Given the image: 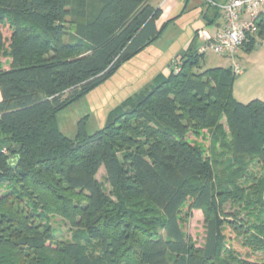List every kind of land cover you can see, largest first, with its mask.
<instances>
[{"label": "trees", "instance_id": "1", "mask_svg": "<svg viewBox=\"0 0 264 264\" xmlns=\"http://www.w3.org/2000/svg\"><path fill=\"white\" fill-rule=\"evenodd\" d=\"M150 2L0 0V187L14 186L0 196V264H264L228 246L232 233L264 251V183L256 200L241 185L247 158L264 165V102L234 96L240 50L222 56L230 66L200 71L207 53L191 46L102 130L79 125L69 138L59 128L61 110L158 38L162 12ZM259 38L261 17L241 48ZM240 203L252 225L227 213ZM49 216L76 231L72 241L56 240Z\"/></svg>", "mask_w": 264, "mask_h": 264}, {"label": "rangeland", "instance_id": "2", "mask_svg": "<svg viewBox=\"0 0 264 264\" xmlns=\"http://www.w3.org/2000/svg\"><path fill=\"white\" fill-rule=\"evenodd\" d=\"M184 6L185 4L173 14V17L165 26H161V31L155 41L136 56L124 62L103 83L58 113L57 122L60 130L65 135L74 138L79 125L85 127L88 135H93L102 130L112 114L124 109L125 102L152 85L159 75L167 76L169 66L176 59H180L184 52L191 48V45L194 51L200 49L194 45L200 44L199 39L195 38L197 30L205 25L204 10L206 7L203 0H192L186 10H184ZM228 64H231L230 59L209 51L204 57L200 58L199 70L206 71L224 67ZM221 124L225 132L228 133L224 119ZM205 135L206 139L201 138L199 142H204L203 145L208 148L210 146V135L207 132ZM246 163L248 165L245 168L244 178L246 182H242L241 185L244 187L245 195L253 196L256 200L255 190H258V187H261L264 183V165L253 158H247ZM219 167L220 169L215 168V170L220 172L222 164ZM105 176V170L102 168L97 179L103 184L106 194L114 198L113 189L107 183ZM10 188H14V186L4 185L0 187V196L11 192ZM226 210L227 213H235L238 219L249 222V225L254 223L252 217L248 219L249 211L245 210L241 203L237 205L229 204L226 206ZM44 224H48L54 229L56 240L59 243L73 240L76 231L61 217L49 216L48 219H44ZM205 230L202 211L194 212L189 221V233L199 247L204 243ZM228 246L244 257L252 254L253 260L264 257V251L255 250L252 252V248H244L241 241H237L232 233L229 235ZM48 258L58 262L62 261L61 255L57 252L50 253ZM65 264H68V262L66 261Z\"/></svg>", "mask_w": 264, "mask_h": 264}, {"label": "crops", "instance_id": "3", "mask_svg": "<svg viewBox=\"0 0 264 264\" xmlns=\"http://www.w3.org/2000/svg\"><path fill=\"white\" fill-rule=\"evenodd\" d=\"M191 1L170 0L165 2V0H151V5L154 8L160 9L162 12L161 17L156 22L157 29L160 30L161 26L166 24L173 17V14L184 4V10H186ZM209 1L224 4L228 0H203L206 7L204 10V18L206 21L205 25L197 30L195 39L198 38L200 44L194 45L196 48H201L205 45L224 25L223 14L216 6L210 4ZM260 17L261 20H264V8ZM237 60L240 71L234 85V96L236 100L242 104H248L255 100L264 102V39H256L254 49L250 53H246L244 49L239 51ZM228 66L230 64L224 67ZM1 100L0 92V102Z\"/></svg>", "mask_w": 264, "mask_h": 264}, {"label": "built area", "instance_id": "4", "mask_svg": "<svg viewBox=\"0 0 264 264\" xmlns=\"http://www.w3.org/2000/svg\"><path fill=\"white\" fill-rule=\"evenodd\" d=\"M169 0H165L167 2ZM211 2V1H209ZM224 18V25L206 46L200 48L201 54L209 51L226 57H233L247 41L258 32V20L264 8V0H228L224 4L211 2ZM238 72V68H235Z\"/></svg>", "mask_w": 264, "mask_h": 264}]
</instances>
